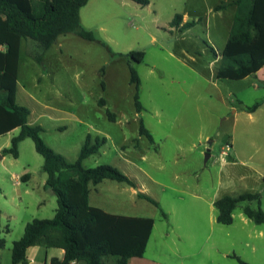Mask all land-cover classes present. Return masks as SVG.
<instances>
[{
  "label": "rangeland",
  "instance_id": "obj_1",
  "mask_svg": "<svg viewBox=\"0 0 264 264\" xmlns=\"http://www.w3.org/2000/svg\"><path fill=\"white\" fill-rule=\"evenodd\" d=\"M220 2L88 0L79 10L81 25L115 53L97 39L67 32L44 50L40 62L33 54L39 51L35 42L23 38L17 100L42 125V138L68 160L77 158L88 132L107 135L83 165H116L159 204L130 189L120 192V186L130 185L109 178L92 191V203L151 215L156 232L173 222L179 229L199 230V243L207 245L205 253L191 249L194 260L241 264L223 254L227 251L250 264H264V222L241 217L246 204L264 211V67L243 78L216 76L234 14L228 3L215 8ZM176 13L195 22L180 28L172 22ZM129 50L144 52L141 61L130 58L140 78L139 111L129 58L116 53ZM257 100L261 103L254 110L245 108ZM141 118L152 140L140 133ZM227 144L222 162L220 153ZM19 146L18 157L4 153L0 158V264H13L12 242L25 223L52 216L57 206L54 192L38 184L45 172L33 139L25 137ZM27 171L31 183L18 177L17 184L13 174ZM28 185L31 193L25 191ZM242 191H258L259 200L239 201L233 221L218 222L211 198ZM115 257L110 255L109 262Z\"/></svg>",
  "mask_w": 264,
  "mask_h": 264
},
{
  "label": "trees",
  "instance_id": "obj_2",
  "mask_svg": "<svg viewBox=\"0 0 264 264\" xmlns=\"http://www.w3.org/2000/svg\"><path fill=\"white\" fill-rule=\"evenodd\" d=\"M88 0H0V132L14 126L19 131L11 137L10 144L1 152L18 156V143L24 137H31L37 152L43 157L41 168L46 173L45 184L56 195L57 206L50 217H33L24 225L22 235L14 239L11 246L12 263L25 261L27 246L43 243L47 246H59L64 249L63 257H52L46 264H69L70 260H84L86 264H108L107 255H117L114 264H126L129 257L142 255L151 232L154 219L150 216L126 215L109 212L89 202L91 184L104 178L123 181L135 186L136 182L116 165L99 163L85 166L82 160L99 150L106 141L105 135L86 134L74 160H68L64 154L56 151L41 136L42 125L29 123V108L16 102L17 67L20 45L23 38L31 39L39 51L33 54L42 62V53L59 34L75 32L87 39H97L111 53L109 44L98 39L80 23L79 10ZM147 3L148 0H136ZM235 4V11L228 31L227 39L219 52L216 76L219 78H243L255 73L264 65V0L221 1L215 8L225 4ZM182 21V15L176 13L172 19L182 27L192 25L195 20ZM215 53V49L212 47ZM129 59V81L135 86L133 99L137 111L143 106L138 95L140 78L130 63V58L141 61L144 52L129 50L125 53ZM260 100L245 106L254 110ZM139 131L150 140L151 132L142 118ZM138 195L158 205L149 194L138 191ZM245 199H258V191L224 193L213 200L217 209L216 220L231 223L233 209ZM243 213L253 221L264 222V211L258 206L242 207ZM165 216V211L162 212ZM2 244V239H0ZM241 264H250L235 253H231Z\"/></svg>",
  "mask_w": 264,
  "mask_h": 264
},
{
  "label": "crops",
  "instance_id": "obj_3",
  "mask_svg": "<svg viewBox=\"0 0 264 264\" xmlns=\"http://www.w3.org/2000/svg\"><path fill=\"white\" fill-rule=\"evenodd\" d=\"M223 1H232V0H223ZM230 6L233 7V10L235 11V4L231 3ZM183 21L184 20H183V16H182V21L181 22H183ZM22 40H21L20 48L22 46ZM42 57H43V55H42ZM19 62H20V55H19V61H18V67H17L16 102L19 103V104H23V103H20L17 100ZM43 63H44V60H43ZM263 67H264V65H262L255 72V74H257L258 71L260 69H262ZM37 82H41V78L40 77L37 78ZM1 93L2 92L0 91V95H1ZM31 113L32 112L30 111V113L28 115V122L29 123H35V121H34L35 118L34 119L31 118ZM38 124H40V123H38ZM0 126H1V123H0ZM17 128L19 129V126H14V127L10 128V129H8L6 131L0 132V137L3 136V135L6 136L5 140L0 141V151H1V149L4 146H8L10 144L11 137L14 134H16V133H13V132ZM0 130H2V128ZM105 136H106V140H107V135H105ZM20 141H22V139ZM20 141H19V143H20ZM19 143H18V151L20 153ZM19 153H18V156H19ZM140 155H143V154H140ZM26 169H27V167H24L23 170H26ZM13 175L16 177L15 181H16L17 184L20 182L18 177H20L23 180H26L25 182H27V183L28 182L31 183L30 180H31L32 176H31V174L28 171L24 172V173H21L20 175H18L17 173H15ZM45 179H46V173L42 175V177L40 179V183H38L40 186H42V188L44 190L47 189L46 188V184H45ZM104 179H107V178H104ZM104 179H102L101 181H99L96 184H91L90 185L89 202L92 205H97V206H99V207H101L104 210L109 211V212H114V213H119V214H126V215L150 216V217H152L154 219L153 226H152L151 232L149 234V237H148V240H147V243H146V247H145V250H144L143 254L142 255H133V256L129 257V259H128L126 264H212V262H213V264H217V262H215V261L200 262V261H197V260L193 259V255L192 254L194 253V251H192V250L195 249V248H198V249H195V251H200V252L204 251V253H205L204 246L207 245L206 242H205V245H203L204 242L199 243L200 240H203L201 237L198 236L199 234H202V233H200L199 230L189 231L187 229H179L178 225L173 222L166 229L162 228L161 230L156 232L155 231V223H156V221H155V218L153 216H151V215H146L144 213H137V212L117 211L115 209H109V208L102 207L101 205H98L97 203H92L91 202V193L94 190L98 191L96 189L98 188V185L100 183H102V181ZM261 179L264 182V174L261 176ZM134 181H135V179H134ZM30 186L32 188H34L33 184H31ZM30 186L29 185L27 186L28 188H26V190H25L26 192H30V193L32 192L33 189H29ZM119 188H120L119 189L120 192L129 191V189H130V191L132 193H136L137 196H139L138 195V191H142L141 189H139L140 187L137 184V182H136L135 186L130 185V188L127 187V186H120ZM3 192L5 193L4 190H3ZM190 195L192 197L198 198L200 194L196 193V192H190ZM139 197H141V196H139ZM216 197H218V196H213L211 198V202L212 203H213V200ZM167 217L168 216L165 215V218H167ZM241 217L243 218V220H245L247 218L251 219L248 216H246L245 214L242 215ZM63 254H64V249L62 247H59V246H47V245H45L43 243H35V244H31V245L27 246L25 261H23V262L20 261L17 264H30V263L32 264L34 262H36L38 264H46L47 262L50 261V259L52 257H54V256L63 257ZM223 254L231 256V254H228L227 251H225V252L223 251ZM117 257L118 256L116 255L115 261H113V259H112L109 262L110 255H107V256H105V260H106V262L108 264H114L116 262V260H117ZM231 257H233V256H231ZM69 264H86V263H85L84 260L72 259V260H70ZM223 264H229V263L223 262Z\"/></svg>",
  "mask_w": 264,
  "mask_h": 264
},
{
  "label": "built area",
  "instance_id": "obj_4",
  "mask_svg": "<svg viewBox=\"0 0 264 264\" xmlns=\"http://www.w3.org/2000/svg\"><path fill=\"white\" fill-rule=\"evenodd\" d=\"M230 148V145L227 144L226 147L224 149H222L221 153H220V156H221V160L222 162L225 161V155L227 154V150Z\"/></svg>",
  "mask_w": 264,
  "mask_h": 264
},
{
  "label": "water",
  "instance_id": "obj_5",
  "mask_svg": "<svg viewBox=\"0 0 264 264\" xmlns=\"http://www.w3.org/2000/svg\"><path fill=\"white\" fill-rule=\"evenodd\" d=\"M206 156H209V147L206 149L205 152ZM3 153L0 151V158L2 157Z\"/></svg>",
  "mask_w": 264,
  "mask_h": 264
}]
</instances>
